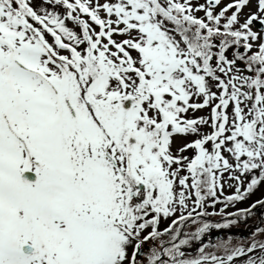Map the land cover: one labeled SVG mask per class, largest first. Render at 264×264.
<instances>
[{
    "label": "snow or ice",
    "instance_id": "6c2138e0",
    "mask_svg": "<svg viewBox=\"0 0 264 264\" xmlns=\"http://www.w3.org/2000/svg\"><path fill=\"white\" fill-rule=\"evenodd\" d=\"M220 4L0 0V264H264V216L202 241L264 208V0Z\"/></svg>",
    "mask_w": 264,
    "mask_h": 264
},
{
    "label": "rangeland",
    "instance_id": "374dc122",
    "mask_svg": "<svg viewBox=\"0 0 264 264\" xmlns=\"http://www.w3.org/2000/svg\"><path fill=\"white\" fill-rule=\"evenodd\" d=\"M101 2H103V0H101ZM194 2H195V0H194ZM199 2H200V3H204L205 0H199ZM230 2H232V0H221L220 7H222V6H224L225 4L230 3ZM60 11H63V9H60ZM216 11H219V7L216 8ZM248 11H249V9H247V8L244 10L245 13H247ZM101 15L103 16L104 14L101 13ZM196 15H197V16H203V12H202V13H201V12H198V13H196ZM84 18H85V19H88L86 16H85ZM89 22H90V21H89ZM90 23H91V22H90ZM66 24H67V26L70 27V28L73 27V25L71 24L70 21H66ZM92 27H93L96 31L99 30L98 27H97L96 25H94V24H92ZM74 30L77 31V32H79V29H78V28H74ZM46 38L49 40V42H51V37H50V36H47V35H46ZM124 38H126V37H124V36H120V35H114V36H113V39H115V40H117V41H120V40H122V39H124ZM82 46H83V45H82ZM187 115H188L189 117H193V116H208V115H209V109L206 108V109H203V110H198V111L195 112V113L189 112ZM202 130L205 131V132L210 131V129H209L208 127H206V126H205ZM187 139L191 140V139H193V137H188ZM173 147L175 148V144L173 145ZM186 154H187V155H192V154H194V153L189 152V153H186ZM182 174H183V173H182ZM261 187L264 188V186H261ZM232 191H234V189H230V188H227V187L224 188V194H225V195H227V194H231ZM218 195H219V193H218ZM257 195H259V193H257ZM253 199H254V197H249L246 201L242 202L241 206L247 207V206L253 201ZM218 205H220V204H217L216 207H217ZM235 206H237V205H235ZM228 211H231V208H230V207L228 208ZM259 213L262 214V207L257 206V207L254 209V216L251 218V222H252V223L258 220V214H259ZM262 216H264V215H262ZM262 216H261V217H262ZM164 226H165V224H164V223H161L160 227L163 228ZM261 226H264V224H262ZM242 228H244L245 230L242 231L241 234H244L245 236L242 237L241 235H237V236H235V237H232L234 240H236V239H238V238H247V237L250 236V234H249V232H248V228L246 227L245 224L243 225ZM227 239H228V238H224L223 240H227ZM219 241H222V240H218L217 242H219ZM217 242H216V243H217ZM209 251H212V249L209 248ZM216 254H217V255L222 254V251L217 250V253H216Z\"/></svg>",
    "mask_w": 264,
    "mask_h": 264
},
{
    "label": "flooded vegetation",
    "instance_id": "af4514ba",
    "mask_svg": "<svg viewBox=\"0 0 264 264\" xmlns=\"http://www.w3.org/2000/svg\"><path fill=\"white\" fill-rule=\"evenodd\" d=\"M215 222H222V221H215ZM213 222V223H215ZM235 230H239V227L236 228ZM228 229H210L208 233H206L202 237V241L206 244L209 243H216L218 240H223L224 239V233H227ZM213 238V240H211Z\"/></svg>",
    "mask_w": 264,
    "mask_h": 264
}]
</instances>
